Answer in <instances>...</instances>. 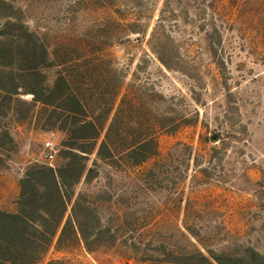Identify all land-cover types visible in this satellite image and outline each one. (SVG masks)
Returning <instances> with one entry per match:
<instances>
[{
  "label": "rangeland",
  "instance_id": "1",
  "mask_svg": "<svg viewBox=\"0 0 264 264\" xmlns=\"http://www.w3.org/2000/svg\"><path fill=\"white\" fill-rule=\"evenodd\" d=\"M14 1L51 49L92 57L118 78V100L141 103L159 150L142 166L100 164L81 180L75 193L109 232L94 252L52 245L41 264H174L197 251L249 248L264 255V0ZM156 47L167 50L171 70ZM165 111L176 132L158 126ZM8 125L16 147L0 166V207L12 211L22 171L46 163L45 143L57 153L65 134L30 120Z\"/></svg>",
  "mask_w": 264,
  "mask_h": 264
},
{
  "label": "trees",
  "instance_id": "2",
  "mask_svg": "<svg viewBox=\"0 0 264 264\" xmlns=\"http://www.w3.org/2000/svg\"><path fill=\"white\" fill-rule=\"evenodd\" d=\"M14 2L0 0V166L16 147L10 121L30 120L34 128L62 132L65 139L56 164L35 163L22 171L15 210L0 209V264H41L52 245L57 251L82 245L94 252L109 232L93 203L75 193L81 180L95 178L100 164L142 166L159 150L155 125L141 103L127 94L118 100V78L92 57L51 49L30 30ZM151 50L171 70L167 50ZM162 120L159 127L178 130L171 111ZM176 260L180 263L174 264H264V255L249 248L239 255L197 251Z\"/></svg>",
  "mask_w": 264,
  "mask_h": 264
},
{
  "label": "built area",
  "instance_id": "3",
  "mask_svg": "<svg viewBox=\"0 0 264 264\" xmlns=\"http://www.w3.org/2000/svg\"><path fill=\"white\" fill-rule=\"evenodd\" d=\"M45 151H46V154H45V162L48 163V164H52L54 158H55V155H56V146L53 142L51 141H48L45 143Z\"/></svg>",
  "mask_w": 264,
  "mask_h": 264
},
{
  "label": "crops",
  "instance_id": "4",
  "mask_svg": "<svg viewBox=\"0 0 264 264\" xmlns=\"http://www.w3.org/2000/svg\"><path fill=\"white\" fill-rule=\"evenodd\" d=\"M17 185H18V184H17ZM18 193H19V188H18V186H17V188H16V197H15V201H16V199H17ZM15 201H14V206H13V210H12V211H14L15 208H16ZM0 209L5 210L4 208H1V207H0ZM5 211H8V210H5ZM12 211H9V212H12Z\"/></svg>",
  "mask_w": 264,
  "mask_h": 264
}]
</instances>
